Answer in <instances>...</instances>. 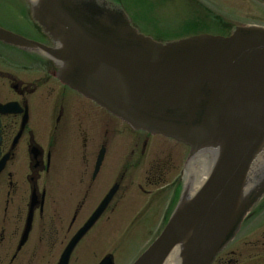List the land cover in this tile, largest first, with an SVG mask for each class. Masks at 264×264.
I'll return each instance as SVG.
<instances>
[{"label":"water","instance_id":"1","mask_svg":"<svg viewBox=\"0 0 264 264\" xmlns=\"http://www.w3.org/2000/svg\"><path fill=\"white\" fill-rule=\"evenodd\" d=\"M33 1V18L56 47L2 29L0 40L45 53L64 83L131 128L191 149L190 186L133 264H165L170 255L167 264H211L264 194V28L160 43L138 33L107 0Z\"/></svg>","mask_w":264,"mask_h":264},{"label":"flooded vegetation","instance_id":"2","mask_svg":"<svg viewBox=\"0 0 264 264\" xmlns=\"http://www.w3.org/2000/svg\"><path fill=\"white\" fill-rule=\"evenodd\" d=\"M248 7L220 11L215 34L264 22L263 9ZM0 28L51 44L30 19L26 0H0ZM57 73L41 53L0 41V264H59L70 239L112 193L70 256L68 264H77L81 242L92 237L98 246L120 237L122 194H143L131 223L143 227L157 200L168 195L165 214L169 194L178 191L171 177L179 175L184 152L180 159L175 153L181 146L131 130L61 83ZM115 253L110 247L113 259ZM212 264H264V195Z\"/></svg>","mask_w":264,"mask_h":264},{"label":"rangeland","instance_id":"3","mask_svg":"<svg viewBox=\"0 0 264 264\" xmlns=\"http://www.w3.org/2000/svg\"><path fill=\"white\" fill-rule=\"evenodd\" d=\"M143 1L146 2L147 4H152V2H154V0H143ZM156 4L157 2H155L153 5H156ZM241 5L244 8H246L247 4H241ZM187 8H188L187 5L183 7L182 4L179 5L178 2H176L174 5H171L169 7L158 5V7L154 10L153 17L155 18V20L163 19L164 21L167 20L166 22L170 23L172 21V18H170L171 17L170 15H174L176 9L178 13L180 10H183V9L187 10ZM168 10H170V12ZM141 15L145 16V13L143 12ZM202 15L197 16L196 18H201ZM184 20L185 18L182 19L181 21H184ZM137 22L140 24L142 29L146 31L147 33L153 32L150 22H143L144 25L139 20ZM180 152L182 155V152H185V151L182 150ZM132 191L134 192L135 190H132ZM122 195H123L122 229H121L122 232H121L120 237L118 239H114L113 237L110 236L106 240H102V244H99L94 249H91V251H89L87 248L91 246L90 245L92 242L91 240L92 237H91L89 240L86 241L85 246H81L80 249L79 248L77 249L76 257L78 258V261H79V263L77 264H95L97 260L99 259V256L102 255V252L104 251V249L106 250L103 253L109 250L107 249L108 246L116 250L115 264H132L134 260L147 248V246L151 243L152 239H154V236L157 232L156 229L158 227V223L162 217V214L169 200L168 195L163 196L161 200H157L158 202H156L152 206V208L149 210L147 216L145 217L142 223L143 227L135 226V227H128V228L126 227L135 218L134 216L136 213V211L132 209V207H134L135 209H138L139 200H140V197L141 198L143 197V194H139L137 192L136 194H122ZM84 251L86 252V255L83 254Z\"/></svg>","mask_w":264,"mask_h":264},{"label":"bare ground","instance_id":"4","mask_svg":"<svg viewBox=\"0 0 264 264\" xmlns=\"http://www.w3.org/2000/svg\"><path fill=\"white\" fill-rule=\"evenodd\" d=\"M192 157H193V156H192ZM192 157H191V159H190L191 162H192ZM191 162H190V163H191ZM189 169H190V168H189ZM185 176H186V175H185ZM171 260H173V256H172V255L169 257L168 261H171Z\"/></svg>","mask_w":264,"mask_h":264}]
</instances>
